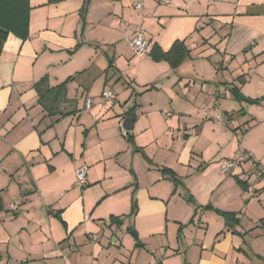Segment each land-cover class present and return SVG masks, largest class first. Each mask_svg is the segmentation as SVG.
I'll return each instance as SVG.
<instances>
[{"label":"crops","instance_id":"crops-1","mask_svg":"<svg viewBox=\"0 0 264 264\" xmlns=\"http://www.w3.org/2000/svg\"><path fill=\"white\" fill-rule=\"evenodd\" d=\"M170 2L28 0L29 36L10 33L0 53V264H264V0ZM139 23L152 41L143 55L129 43ZM176 40L190 50L178 67L152 59L155 43L168 51ZM44 76L70 78L61 114L39 102ZM106 87L114 108L100 103ZM133 95L134 107L117 106ZM236 100L258 106L235 110ZM239 146L253 160L223 173ZM188 198L239 223L194 213Z\"/></svg>","mask_w":264,"mask_h":264},{"label":"trees","instance_id":"trees-1","mask_svg":"<svg viewBox=\"0 0 264 264\" xmlns=\"http://www.w3.org/2000/svg\"><path fill=\"white\" fill-rule=\"evenodd\" d=\"M50 1L57 2L60 0ZM29 10L30 6L28 4V0H0V53L2 52L4 42L6 41L10 33H14L20 36L21 38H27L29 36ZM86 10L87 8L86 6H84L82 9L83 14ZM147 38L150 40L148 36V31ZM149 54L151 55L153 60H165L169 62L173 68H176L189 57L190 50L184 41L176 40L168 51L163 50L158 43H155L152 49L150 50ZM69 80L70 78L56 86H51L48 83V77L44 76L35 83V88L39 95V102L50 115H57L63 112V110H61V105L66 100L67 84ZM129 138L132 139L131 136ZM161 171L163 172V174H165V176L173 179L176 183H179V178H176V173L171 168L162 167ZM239 182H241L242 185L246 186V183L242 180H239ZM189 200L192 199L189 198ZM136 205V200H133L131 214H134L136 212ZM2 206L3 204L0 196V212L2 210ZM208 207H211V205H208ZM215 210L224 217L226 225L228 227L231 228L239 223V218L236 212L224 211L218 208H215ZM113 219H116V217Z\"/></svg>","mask_w":264,"mask_h":264},{"label":"built area","instance_id":"built-area-1","mask_svg":"<svg viewBox=\"0 0 264 264\" xmlns=\"http://www.w3.org/2000/svg\"><path fill=\"white\" fill-rule=\"evenodd\" d=\"M165 3L170 4V0H165ZM136 8H141L142 4L138 3L135 5ZM128 25H130L128 23ZM130 46L136 55H143L147 53L152 45V42L147 38V30L142 26V24H133V33L129 39ZM117 94L111 88H105L101 95V105L103 107L111 106L115 103ZM94 104V100L88 97L86 100V109H90ZM226 119V114L219 109H216L215 120L217 122H224ZM252 159V152L243 149L242 146L236 151L232 157L224 158L220 163V168L223 173H229L234 170L242 161H250ZM77 180L81 186L86 184V174L87 167L80 166L77 169ZM250 191L253 190V186H250ZM12 208H15V204H11ZM93 241L97 240V237H92Z\"/></svg>","mask_w":264,"mask_h":264},{"label":"rangeland","instance_id":"rangeland-1","mask_svg":"<svg viewBox=\"0 0 264 264\" xmlns=\"http://www.w3.org/2000/svg\"><path fill=\"white\" fill-rule=\"evenodd\" d=\"M245 53H247V54H245V55H248L249 57H252L253 54H254L252 51L245 52ZM233 68L236 69L234 66H233ZM236 71H238V69H237ZM247 71H248V70H247ZM228 73H229V72H228ZM113 87H115V88L117 87L116 89H119L118 92L120 93V95H121V93H122V90L125 88L124 86H120V87H119V86H116V85H114ZM113 87H106V88H111L113 91L116 92V89H114ZM116 93H117V92H116ZM93 99H94V98H93ZM84 100H85L84 97L80 99V104H81V106L84 104ZM135 100H136V96L133 95V97L131 96V99H130V100H126V99H125V100H120V101L117 103V106H118L119 108H121L122 105L125 106V105H126L127 103H129V102H133V107H134V105H135ZM235 102H236V104H237L236 107L234 108L235 110H236V109H239V108L242 109V105H244V106L246 107V109H248V110H250V111L256 109V107L258 106V105L252 104L251 101L248 102V101H246V100H244V101L236 100ZM85 104H86V100H85ZM226 104H229V105H230V108L232 107V106H231V102H226ZM112 107H113V106H110V107L108 106L107 109H108V108H112ZM223 107L225 108L224 105H223ZM113 108H114V107H113ZM213 108H214V109L217 108V109H219V110H222L220 107H217V106H216V107H213ZM213 108H212V106H207V107L203 106V109H204V110H203V113H206L207 116L210 117V114H212L211 112L214 111ZM211 110H212V111H211ZM222 111H223V110H222ZM242 111H244V109H242ZM223 112H224V111H223ZM251 112H252V111H251ZM224 113L226 114V112H224ZM227 117H228V116H227V114H226V118H227ZM225 120H226V119H225ZM210 121H213V120L210 119ZM213 122H214V121H213ZM200 143H201V142H200ZM202 144H203V142H202ZM206 147H207V150H208V151H211V150H212V149H211V144H210V142L207 143V146H206ZM239 147H240V146H239ZM238 149H239V148H238ZM250 152H251V151H250ZM227 158H228V157H227ZM253 158H254V154H253V152H252V159H251V160H253ZM223 159H224V158H223ZM223 159H222V160H223ZM222 160H221V161H222ZM251 160H250V161H251ZM242 162H244V161H242ZM242 162H241V163H242ZM238 166H239V165H238ZM238 166H237V167H238ZM237 167H236V168H237ZM236 168H235V169H236ZM220 169H221V168H220ZM232 171H233V170H232ZM257 174H258V173H257ZM170 179H171V178H170ZM171 181H173V183L175 184V187H176V185H178V183H176L173 179H171ZM77 184H78L79 186H81V185L79 184L78 180H77ZM182 185H184V182H183V180L180 179V180H179V186H182ZM248 185H252V184H248ZM190 195H191V194H190ZM190 195H189V196H190ZM189 196H188V197H189ZM188 201H189L190 203H192L193 200H189V198H188ZM193 202H195V200H194ZM195 203H196V202H195ZM195 203H192V204H194V205L196 206ZM208 205H211V204H208ZM208 205H205V206H202V207H201V206H196V207H195V212H194V213H196L198 209H199V210L202 209V210H210V211H214L216 214L220 215L218 212H216L215 207H214L213 205H211V207H208ZM125 217H130V216L127 215V216H125ZM131 217H132V216H131ZM191 223H193V222H192V219H190V221H188L187 224H185V226H186V225L188 226V225H190ZM185 226H183V228H184ZM183 228H182V229H183ZM131 231H135V232L138 233V229H137V228H134V227L131 229ZM130 235H131L133 238L136 237L135 234H133L132 232L130 233Z\"/></svg>","mask_w":264,"mask_h":264},{"label":"water","instance_id":"water-1","mask_svg":"<svg viewBox=\"0 0 264 264\" xmlns=\"http://www.w3.org/2000/svg\"><path fill=\"white\" fill-rule=\"evenodd\" d=\"M242 98L246 99L243 96H242ZM134 122H135V116H127L125 118V120L123 121V124H122L124 130H126L127 132H131ZM132 233L135 234V236H138L137 232L133 231Z\"/></svg>","mask_w":264,"mask_h":264}]
</instances>
